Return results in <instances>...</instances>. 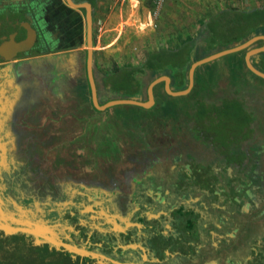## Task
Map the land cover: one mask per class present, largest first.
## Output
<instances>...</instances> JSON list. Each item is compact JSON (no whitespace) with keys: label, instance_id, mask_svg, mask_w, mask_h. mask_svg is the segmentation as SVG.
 Instances as JSON below:
<instances>
[{"label":"crops","instance_id":"obj_1","mask_svg":"<svg viewBox=\"0 0 264 264\" xmlns=\"http://www.w3.org/2000/svg\"><path fill=\"white\" fill-rule=\"evenodd\" d=\"M126 1L142 31L156 25L142 0ZM232 1L236 3L211 0L205 10L201 5L205 13L197 20L187 18L191 14L187 0L162 6L171 7L168 21L175 24V35L156 39V48L146 46V53L173 48L190 37L182 86L169 68L145 69L137 75L139 93L127 97L111 89L107 71L91 62L100 105L117 99L146 102L151 87L153 100L148 106L118 103L96 108L82 45L26 58L11 53L20 46L21 36L14 44L1 43L0 198L12 218L18 212L24 226L38 216L40 222L33 228L55 236L54 252L60 247L70 256L66 262L50 256V262L56 258L61 264H254L253 251L264 247V77L247 67L245 57L264 74V30L213 45L204 27L210 15L236 6ZM69 2L77 12L86 11L84 2L89 3L91 27L98 9L123 7V0ZM189 25H196V30L188 32ZM240 45L195 65L189 82L192 63ZM224 101L240 104L252 120L234 149L240 155L231 156V144L216 140L220 133L198 113ZM76 201L86 203L92 212H108L113 230L83 241L71 224Z\"/></svg>","mask_w":264,"mask_h":264},{"label":"flooded vegetation","instance_id":"obj_2","mask_svg":"<svg viewBox=\"0 0 264 264\" xmlns=\"http://www.w3.org/2000/svg\"><path fill=\"white\" fill-rule=\"evenodd\" d=\"M84 13V8L80 9L79 12L75 11V7L69 0H0V45L9 41L11 35L18 33L21 35L22 41L19 43L21 47L16 45L17 48L11 53L14 57L22 56L26 58L30 56H51L82 45V47L80 46V53L85 66L87 34ZM19 37L16 36V38ZM90 40L92 42L91 26ZM0 59H2L1 55ZM238 147L234 148L232 146V152H235L234 149L237 150ZM235 154L238 153L235 152ZM206 176L210 179L212 177L208 172ZM0 197H4L1 192ZM76 202L77 205L74 208L77 215L73 216L75 218H73L71 224L74 225L75 230L82 233L83 241L89 240L88 238H92L94 234L108 233V231L113 230L112 223L107 221V217H110L108 212L101 213V210L92 212L86 203ZM3 203L2 198H0V244H2L0 253L3 249L13 247L15 244L11 241L18 236L19 239L14 248L19 247V250L25 249L30 252V260L27 264H38V262L50 256H57L65 262L70 260V256L64 248L59 247L58 252H54L56 251L55 247H58L55 236L34 229L38 226V224L35 225V222H40L38 216H33L30 219L35 220L33 224L24 226L25 224L21 223L18 212H15L12 218L8 214L9 209ZM11 227H14L16 231H13ZM21 228L34 231L28 232ZM56 235H60V233H56ZM44 251H48V253L42 255L41 253ZM263 251L264 247L255 248L250 261L254 264H264V258H261ZM35 258H39V260L35 262ZM1 264L7 263L1 261ZM14 264L18 263L15 262Z\"/></svg>","mask_w":264,"mask_h":264},{"label":"trees","instance_id":"obj_3","mask_svg":"<svg viewBox=\"0 0 264 264\" xmlns=\"http://www.w3.org/2000/svg\"><path fill=\"white\" fill-rule=\"evenodd\" d=\"M204 27L209 32L210 43L213 45L227 44L243 38L256 29L264 30V4H259L250 9H241L232 5L223 8L210 15ZM191 45L192 40L188 37L180 45L173 48L164 47L147 52L142 61L136 65H114L106 72V83L111 89L122 91L127 97H133L139 93L140 89L137 75H140L145 69L169 68L175 83L182 86L184 69L190 61ZM224 102L220 106L213 105L200 108L198 113H203L205 117L209 118L207 121L210 129L220 133V137H216V140L221 138L222 141H227L229 145L231 144L236 148L246 131L251 129L252 120L244 113L240 104ZM229 133H231V142L228 137ZM224 134L226 136H223ZM234 154L235 152H232L231 149V156Z\"/></svg>","mask_w":264,"mask_h":264},{"label":"rangeland","instance_id":"obj_4","mask_svg":"<svg viewBox=\"0 0 264 264\" xmlns=\"http://www.w3.org/2000/svg\"><path fill=\"white\" fill-rule=\"evenodd\" d=\"M143 1V2H142ZM143 8L152 11L154 7L151 5V0H142ZM189 3L186 6L190 9L191 14L187 16L194 20L200 16L202 12L203 6L204 10L206 9L207 4H211V0H187ZM232 1V4H235L237 7L242 9H246L250 7L252 4L257 5L259 3H263L264 0H235ZM147 5V6H146ZM200 8L196 12V10ZM171 7L168 9L162 7L159 10L158 15L151 16L153 19V24L156 25L154 27H145L143 31L137 26L136 18L130 15L131 11L129 9L128 2L123 0L122 10H118L113 8L110 10L98 9V15L92 19V42L89 45L91 50V57L94 62V66H96L99 70L109 71L112 66L117 65L120 66L122 64H131L136 65L142 61L144 55L146 53L147 48H154L156 46V39H163V35L165 34H173L174 37L175 24H170L168 18H171ZM142 14V12H141ZM140 14V15H141ZM206 16V14H205ZM123 22L122 27L119 26L120 22ZM167 22V25L165 23ZM196 24V23H195ZM188 32H192L196 25H189ZM196 30V29H195ZM163 33H160V32ZM163 42V41H161ZM172 43V42H171ZM177 40L172 44H176ZM156 48V47H155ZM92 62V63H93ZM131 112V111H130ZM18 236L13 238L11 243L15 245L10 249H3L0 253V262L3 261L7 264H14L17 262L18 264H27L30 260V252L25 249L19 250L18 248H14L18 242ZM2 246V244H0ZM39 258H35L34 261L37 262ZM46 257L44 260L38 262V264H61L56 258Z\"/></svg>","mask_w":264,"mask_h":264},{"label":"water","instance_id":"obj_5","mask_svg":"<svg viewBox=\"0 0 264 264\" xmlns=\"http://www.w3.org/2000/svg\"><path fill=\"white\" fill-rule=\"evenodd\" d=\"M84 5L87 7L86 8V11H85V17H86V41H87V55H86V74H87V78H88V83H89V87L91 88V95H92V100H93V103L94 105L96 106V108L98 109H105L109 106H112V105H115V104H118V103H131V104H136V105H142V106H148L152 100H153V94H152V90H151V87L148 88V101L146 102H140L138 100H135V99H117V100H112V101H108L107 103L103 104V105H100L97 101V95H96V88L94 87V82H93V78H92V73H91V50L89 48V45H90V12H89V8H90V5L88 2H84ZM18 34V33H17ZM15 34V35H11L10 38H9V42H11L12 44H14V40L16 38V36H21L20 34ZM241 46L243 45H240V46H237V47H234V48H230L229 50H224V51H221V52H217L213 55H210L208 57H205L204 59L202 60H199L197 62H194L191 64L190 68H189V71H188V78H189V82H190V79H191V74H192V70L194 68L195 65H197L198 63L200 62H203V61H206V60H209L215 56H218V55H221L223 53H226V52H229V51H233V50H236L237 48H240ZM248 57V56H247ZM247 57H245V62H246V65L247 67L253 72L255 73L256 75L258 76H261V77H264V74L259 72L258 70H256L255 68L252 67V65L248 62L247 60ZM163 79L166 81L168 80L167 77H163ZM182 92H186L185 91H179V92H172V93H175V94H180ZM6 230H8V228H6ZM14 231H16L15 228H13Z\"/></svg>","mask_w":264,"mask_h":264},{"label":"built area","instance_id":"obj_6","mask_svg":"<svg viewBox=\"0 0 264 264\" xmlns=\"http://www.w3.org/2000/svg\"><path fill=\"white\" fill-rule=\"evenodd\" d=\"M166 1H171V0H153L154 8L151 13L154 16L158 15L159 10L165 4Z\"/></svg>","mask_w":264,"mask_h":264}]
</instances>
